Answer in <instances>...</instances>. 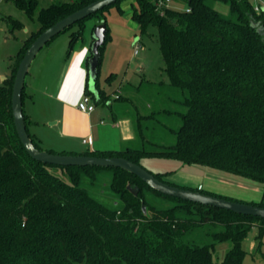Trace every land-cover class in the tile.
<instances>
[{
    "label": "trees",
    "instance_id": "16d2710c",
    "mask_svg": "<svg viewBox=\"0 0 264 264\" xmlns=\"http://www.w3.org/2000/svg\"><path fill=\"white\" fill-rule=\"evenodd\" d=\"M92 1H54L41 7L37 29L13 55L10 73L0 83V264H243L248 253L242 243L251 223H264V218L160 193L119 167L43 163L23 147L11 110L17 66L43 30ZM122 1L62 31L71 30V50L82 37L87 19L103 20L106 32L98 48L97 71L102 46L110 37L105 12L115 5L122 13ZM167 1L135 0L131 18L142 33L150 25L157 28L169 83L142 78L130 85L129 89H136L133 95L142 96L138 101L151 106L150 114H138L134 140L118 149L80 154L121 156L140 165L144 156L176 159L251 181L264 189V6L256 12L253 0H181L185 8L177 10L168 7ZM13 2L28 16L37 6V0ZM216 3L228 6L227 13L219 12ZM11 21L14 27L22 28L20 21ZM113 76L110 73L106 81L109 83ZM97 79L98 72L97 103H105L109 96ZM86 89L95 98L88 85ZM151 90H155V99L150 103L143 96ZM24 94L25 83L22 110L26 129L34 145L42 149L27 128ZM131 107H137L133 98L124 110ZM121 115L129 116L125 112ZM166 137L173 141L164 145L161 140ZM101 171L112 174L110 188L123 202L121 216L81 184L82 175L94 179ZM168 173L153 174L176 185L164 179ZM178 186L264 206L263 196L259 201H244L199 187ZM145 190L174 205L148 215L144 210L149 206ZM207 225L221 230L201 232ZM224 241L231 247L219 259L214 255V245Z\"/></svg>",
    "mask_w": 264,
    "mask_h": 264
},
{
    "label": "rangeland",
    "instance_id": "374dc122",
    "mask_svg": "<svg viewBox=\"0 0 264 264\" xmlns=\"http://www.w3.org/2000/svg\"><path fill=\"white\" fill-rule=\"evenodd\" d=\"M54 1L67 0H37V6L33 14L28 16L23 9L16 6L13 0H0V71H2L0 83L2 82L1 77L10 73L12 55L17 52L29 33L37 29L39 10ZM257 2L258 0H253V5L257 4ZM123 3L126 6L130 4V8L127 9L130 12H132L133 6H136L135 0H123ZM167 6L177 10L185 8L181 0H169L167 1ZM215 7L222 13H227L228 11V6L225 4L216 3ZM126 12L125 9V13H121L115 5L109 7L105 12L110 37L102 46L97 81L99 86L106 88L109 92L114 91L116 88L120 90V92H117V89L115 90L116 101L113 102L112 108L118 115H121L122 112L127 113L135 128L138 114H150L151 106L142 103L143 101H138L139 96L133 95L136 89H129L130 85L138 84L142 78L145 81L166 85L169 83V77L159 48L157 28L150 25L145 32H140L138 25L127 16ZM11 19L20 21L23 25L22 28L14 27L15 24ZM92 19L96 18L87 19V25ZM70 32L71 30H67L56 35L40 49L33 59L25 77L26 93L24 94V100L26 109L28 103H30L29 100H26L27 91L29 92L30 90L34 92L36 90L37 94L34 99L36 98L39 101L38 103L43 106L42 99L45 96L39 95L38 91H44V86L48 83L51 85L54 83V78L61 66L62 57L66 53ZM135 50H137V54H134ZM110 73H113L114 76L108 85L106 77ZM154 93L155 90H151L148 96H143L144 100L150 103L154 101ZM131 98H133V101L135 100L137 107L136 109L131 107V109L128 108L125 111V104ZM139 98H142V96L140 95ZM38 103L36 102L35 107ZM41 106H38L36 111L38 115L43 111V108H40ZM53 111L57 114L58 107L56 105H53ZM171 125L176 126L177 124ZM39 127L41 133L46 135V127ZM158 132L161 135V131ZM170 137L174 140L173 136ZM171 138L166 137L161 140V143L167 145L168 142L173 141L170 140ZM52 142L57 146L64 144L63 140L58 137L54 138ZM140 163L145 169L153 173L169 171L170 173L164 179L176 185L187 186V184L195 183L192 187H196L200 183L202 185L201 188L205 190L244 201H259L262 196L264 197V189L256 185V183L237 179L234 176L200 164H185L176 159L155 156H144L141 158ZM184 171L200 173V175L185 176ZM54 172L68 179V176L61 174L59 170L54 169ZM111 176L110 171L97 172L94 179L82 175L81 184L104 204L117 209L116 216H121L120 211H122L123 202L119 195L110 188ZM254 187L258 188L255 189ZM145 197L149 206L144 207V210L148 215L154 214V210H167L174 205L172 201L157 197L148 190H145ZM150 206L154 209L150 210ZM251 224L252 227L242 243L244 250L248 253L243 260V264H264V223L253 222ZM201 230V232L207 231L211 233L221 229L220 227L207 225ZM230 247L231 243L229 241L216 243L214 245V255L222 259L224 253Z\"/></svg>",
    "mask_w": 264,
    "mask_h": 264
},
{
    "label": "crops",
    "instance_id": "0c3cea01",
    "mask_svg": "<svg viewBox=\"0 0 264 264\" xmlns=\"http://www.w3.org/2000/svg\"><path fill=\"white\" fill-rule=\"evenodd\" d=\"M120 7L123 10L122 13H125L126 9L127 16L131 18V12L127 10L130 8V4L126 6L122 1ZM131 20L133 19L131 18ZM97 21V19H92L88 25L85 21L82 37L74 43L71 50H68L67 44L66 53L62 57L61 66L54 78V83L52 85L48 83L44 86V91H38L39 95L45 96L42 99L43 106L38 103L39 101L36 98L34 99L37 94L36 90L35 92L33 90L27 91L26 100L30 101L27 109L25 100V104L23 103L27 128L42 149L72 153H82L88 150H114L126 145L135 138V129L131 118L118 115L112 108L116 96L115 92H120V90L116 88V91L109 92L106 88L100 86L104 93L109 96L105 103H97V99L86 93L88 59L91 56L90 49L93 42L92 30L99 23ZM1 75L2 71H0ZM107 84L109 85L108 82ZM82 101L93 104L95 106L94 110L91 112L81 110L78 105ZM36 102L38 104L35 107ZM53 105L58 107L57 114L53 111ZM38 106L43 108V111H41L43 114L38 115L36 113ZM39 126L46 127V135L41 133ZM57 137L63 140V145L57 146L52 142ZM85 138H90V142L83 143L82 140ZM184 175L199 176L200 173L184 171ZM188 185L193 186L195 183ZM201 186L198 183L196 187L201 188ZM254 188L257 189L258 187Z\"/></svg>",
    "mask_w": 264,
    "mask_h": 264
},
{
    "label": "water",
    "instance_id": "95a60500",
    "mask_svg": "<svg viewBox=\"0 0 264 264\" xmlns=\"http://www.w3.org/2000/svg\"><path fill=\"white\" fill-rule=\"evenodd\" d=\"M116 1L117 0H94L86 4L85 6L66 15L43 30L26 49L17 66L11 93V110L14 126L26 152L35 160L54 165H94L103 167H119L135 174L148 186L160 193L194 203H200L203 205L229 210L234 213L264 218V206L254 205L249 202L226 199L216 195L200 192L198 190H191L178 185L170 184L164 180L156 178L153 173L145 169L140 164H137L121 156H96L80 153H53L45 149H39L34 145L27 132L22 110V91L24 88L25 77L33 59L45 44H47L52 38H54L64 29L71 26L75 22L97 12L98 10L113 4ZM105 32L106 26L103 23V20H101L94 26L92 30L93 42L90 49L91 56L88 59L87 85L88 90L95 96L96 99L98 98V91L96 89V77L98 72L97 62L100 55L98 48L104 42ZM4 78L5 76H2L1 80H4Z\"/></svg>",
    "mask_w": 264,
    "mask_h": 264
},
{
    "label": "built area",
    "instance_id": "2783aa9c",
    "mask_svg": "<svg viewBox=\"0 0 264 264\" xmlns=\"http://www.w3.org/2000/svg\"><path fill=\"white\" fill-rule=\"evenodd\" d=\"M264 6V0H258L257 4H255L253 7H254V10L256 12H259L260 11V6ZM134 54H137V50L134 51ZM79 108L81 110H84V111H87V112H91L94 110L95 106L93 104H87L85 102H80L79 103ZM83 143H87V142H90V138H85L82 140Z\"/></svg>",
    "mask_w": 264,
    "mask_h": 264
}]
</instances>
